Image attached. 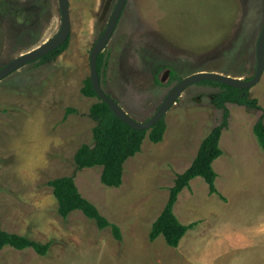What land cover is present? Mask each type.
Wrapping results in <instances>:
<instances>
[{"label": "rangeland", "instance_id": "1", "mask_svg": "<svg viewBox=\"0 0 264 264\" xmlns=\"http://www.w3.org/2000/svg\"><path fill=\"white\" fill-rule=\"evenodd\" d=\"M118 0H69L68 47L54 59H35L0 81V218L9 233L42 243L7 246L0 264H264V150L254 132L264 123V73L248 88L253 106L227 103L229 115L213 162L218 193L202 177L178 196L174 212L184 224L200 222L169 246L150 239L178 174L193 163L203 139L225 119L214 103L220 87L189 86L164 115V139L146 137L126 160L123 182L101 181L102 167L78 170L74 155L94 144L91 106L82 93L91 76V52ZM104 52V91L136 120L147 121L170 90L199 71L250 79L264 26V0H128ZM59 0H0V69L56 36ZM157 79V80H156ZM73 176L82 195L110 222L100 229L80 210L64 218L50 180Z\"/></svg>", "mask_w": 264, "mask_h": 264}, {"label": "trees", "instance_id": "2", "mask_svg": "<svg viewBox=\"0 0 264 264\" xmlns=\"http://www.w3.org/2000/svg\"><path fill=\"white\" fill-rule=\"evenodd\" d=\"M68 45L69 39L60 48L42 57L41 60L54 59ZM103 61L104 52H101L98 58V71L100 76L102 75ZM168 76L171 81L178 82L182 80V77H179L175 73H169ZM199 83L217 85L221 88L218 95L214 98V103L218 107L223 108L225 119L221 125L213 129L203 139L192 165L183 173L178 174L174 186L170 189L168 202L151 229L150 239L152 241H155L160 235H163L167 244L175 248L179 247L185 234L197 224V222L184 224L175 214L174 208L179 194L185 188L190 187L191 180L196 177H202L208 183L211 194L218 193L215 185L217 173L213 168V162L223 154L219 141L223 128L228 125L226 119L229 115L227 103L233 102L240 105L253 106V103L247 97L248 89L242 90L210 80H204ZM81 91L85 96L98 97L90 77L85 80L84 87ZM90 116L96 121L93 130L94 144H82L74 155V161L78 170L101 166V181L110 187H120L122 185L124 164L126 160L141 150L146 137L149 136L152 142H161L164 139L167 129L165 117L160 119L150 129H134L118 118L110 109L109 105L102 100H99L91 106ZM254 132L264 150V123L262 121H259L255 125ZM48 185L53 189V193L58 202V212L61 216L66 218L73 211L80 210L89 219L94 220L100 229L111 227L114 237L119 241L122 240L120 226L110 222L90 200L82 195L73 176L55 178L50 180ZM52 245L53 242L51 241L42 243L26 235L5 231L2 228L0 218V252L7 246L17 250L33 248L37 254L45 256L50 252Z\"/></svg>", "mask_w": 264, "mask_h": 264}, {"label": "water", "instance_id": "3", "mask_svg": "<svg viewBox=\"0 0 264 264\" xmlns=\"http://www.w3.org/2000/svg\"><path fill=\"white\" fill-rule=\"evenodd\" d=\"M60 11L62 17V25L59 33L52 39L45 41L42 45L21 54L19 57L12 60L10 63L0 69V81L17 71L27 63L46 56L47 54L60 48L68 39L71 32V18L69 0H59ZM127 0H118L113 15L107 25L106 30L95 44L90 55L91 81L95 92L100 100L106 102L114 114L123 122L134 129L145 130L150 129L160 119L164 117L168 109L177 102V99L182 96V93L191 85L204 80L217 81L230 85L238 89H248L256 85L262 78L264 73V26L259 38L257 46V68L255 75L250 79H243L237 76L226 75L220 72L199 71L189 75L178 82L168 93L163 103L160 105L157 112L147 121H138L134 119L123 106L120 105L113 97L108 95L101 83L98 71V58L101 52L106 48L111 36L117 28L119 19L125 8Z\"/></svg>", "mask_w": 264, "mask_h": 264}, {"label": "flooded vegetation", "instance_id": "4", "mask_svg": "<svg viewBox=\"0 0 264 264\" xmlns=\"http://www.w3.org/2000/svg\"><path fill=\"white\" fill-rule=\"evenodd\" d=\"M128 1V0H127ZM118 3V2H117ZM117 3H116V5H117ZM116 5H115V7H116ZM126 5H127V3H126ZM126 5H125V7H126ZM125 9V8H124ZM114 10H115V8H114ZM114 12V11H113ZM123 12H124V10H123ZM123 12H122V14H123ZM122 17V16H121ZM121 17H120V19H121ZM120 19H119V21H120Z\"/></svg>", "mask_w": 264, "mask_h": 264}, {"label": "crops", "instance_id": "5", "mask_svg": "<svg viewBox=\"0 0 264 264\" xmlns=\"http://www.w3.org/2000/svg\"><path fill=\"white\" fill-rule=\"evenodd\" d=\"M196 222H197V224H196V226H197V225H198V223H200L201 221H200V222L196 221ZM192 223H193V222H192ZM188 224H189V223H188Z\"/></svg>", "mask_w": 264, "mask_h": 264}]
</instances>
